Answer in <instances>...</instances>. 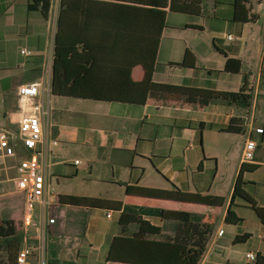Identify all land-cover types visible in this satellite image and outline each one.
<instances>
[{
    "label": "crops",
    "instance_id": "obj_1",
    "mask_svg": "<svg viewBox=\"0 0 264 264\" xmlns=\"http://www.w3.org/2000/svg\"><path fill=\"white\" fill-rule=\"evenodd\" d=\"M233 2L203 0L199 15L167 10L152 79L198 89L242 92L250 96L247 106L221 98L202 103L196 97L148 96L143 104H137L50 93L47 187L52 188V176L71 178L80 170L84 181L103 190L99 195L53 191L50 199L63 217L51 231L60 233L68 225L79 237L81 212L77 210L81 208L61 204L58 194L96 197L121 202L119 210L82 208L86 225L81 238L100 258L106 256L108 249L123 244L163 241L173 236L176 222L149 215L144 212L147 208L196 214L202 223L211 226L198 264H246L248 252L264 257V221L245 202L235 199L232 206L241 218L238 224L224 219L242 165L244 118L263 128V133L254 135V159L247 162L256 168L244 171L243 178L247 191L264 207V0L245 3L249 14L257 16L248 22L233 20ZM31 3L32 0H0V129H17V87L39 80L43 61L53 53L60 0L50 1L47 15L39 8H31ZM165 29L172 34L165 35ZM22 48L30 54H21ZM186 51L190 52L188 63L193 61V66L181 65ZM228 58L238 61H230L229 69L225 66ZM142 75L140 66L133 68L134 80H140ZM68 142L86 149L87 161L75 158L72 164H65L63 148L57 151L54 147ZM13 176L12 169L5 171L0 165L1 220L15 219V212L9 208L11 200L6 198L20 196L13 189ZM172 184L185 192L223 196L226 202L216 207L126 193V186L168 189ZM125 205L137 211L141 219L163 226V230L134 240L131 234L138 226L129 223L122 233L118 219ZM107 211L111 213L109 218ZM219 229L223 233L216 236ZM236 236L243 238L235 241ZM0 264L14 262L0 259Z\"/></svg>",
    "mask_w": 264,
    "mask_h": 264
},
{
    "label": "trees",
    "instance_id": "obj_2",
    "mask_svg": "<svg viewBox=\"0 0 264 264\" xmlns=\"http://www.w3.org/2000/svg\"><path fill=\"white\" fill-rule=\"evenodd\" d=\"M51 0H32L31 8H39L47 15ZM249 0H234L233 20L254 21L256 15L249 14L245 3ZM203 0H60L57 30L52 53L50 91L54 95L120 101L143 104L148 96L170 98H199L206 101L221 98L229 103L242 106L249 104L250 96L242 92H219L182 85L157 83L152 79L157 46L165 27L167 10L199 15ZM185 52L181 65L188 63ZM228 58L226 68L229 69ZM140 66L143 75L134 80L132 70ZM226 131H230L227 128ZM255 165L242 163L235 178L226 211L225 221L238 224L241 218L232 206L235 199L245 202L264 221V207L259 206L245 188L244 171L254 170ZM126 193L142 197L161 198L179 202L199 203L220 207L225 197L198 192H185L175 185L168 189L126 186ZM61 204L73 205L81 212L78 222V235L85 231L86 216L82 208L101 207L119 210L120 201L104 198L81 197L58 194ZM108 212V211H107ZM149 215H158L164 221L176 222L173 236L163 241H138L108 249L106 261L125 260L140 264H198L209 234L210 225L202 223L201 217L184 211L147 208ZM121 231L129 223H136L137 230L132 232L134 240H143L147 235L158 234L163 226H155L141 219L140 214L131 206L125 205L118 219ZM126 231V230H125ZM243 237L236 236L235 241ZM22 233L15 230L9 218L0 219V249H4L6 260L15 262L21 246ZM246 264H264V257Z\"/></svg>",
    "mask_w": 264,
    "mask_h": 264
},
{
    "label": "built area",
    "instance_id": "obj_3",
    "mask_svg": "<svg viewBox=\"0 0 264 264\" xmlns=\"http://www.w3.org/2000/svg\"><path fill=\"white\" fill-rule=\"evenodd\" d=\"M228 38H231L228 35ZM21 54L28 56L25 48ZM52 54L43 61L39 80L24 83L17 87V107L19 119L17 129H0V165L7 171L12 169L11 178L15 192L23 196V232L21 246L14 264H48L47 234L56 223L57 215L51 214L55 205L50 199L53 191L46 185L45 156L49 140L51 118L49 107ZM244 143L241 163L254 159L257 146L255 134L263 133V128L255 126L250 118H244ZM55 144V141H52ZM12 163H8V161ZM78 164V160L74 161ZM38 206L35 235L31 236L27 227L32 223V214ZM54 207V208H53ZM108 211L106 217H110ZM222 229L216 231L221 236ZM33 240V241H31ZM246 259L251 262L255 254L248 252Z\"/></svg>",
    "mask_w": 264,
    "mask_h": 264
},
{
    "label": "rangeland",
    "instance_id": "obj_4",
    "mask_svg": "<svg viewBox=\"0 0 264 264\" xmlns=\"http://www.w3.org/2000/svg\"><path fill=\"white\" fill-rule=\"evenodd\" d=\"M172 34L169 29H165V35ZM63 148L64 152V161L65 164H72V161L77 158L81 161H87L88 159V151L78 145L75 142L68 143H59L55 150H59ZM87 174V172H85ZM71 175V174H70ZM83 172L78 171L75 177L71 178H62V177H51V186L52 191L54 192H74L77 194L87 193L91 195H99L101 193L102 187L92 185L88 181H84ZM59 181V182H58ZM10 211L15 212V219H10L14 224L15 230L18 233L23 232V196L11 195L10 197ZM2 206V205H1ZM54 209L51 214L57 215V221H62V217L60 212ZM38 217V206H35L33 214H32V223L27 227V230L31 236L35 235V225ZM15 220V221H14ZM55 230V229H54ZM75 233L74 228L71 226H64L62 232L55 233L51 228L47 234V262L48 264H140L138 262H125V260H114V261H106V258L99 257L96 251H92L89 248L88 242H85L81 237L74 236ZM59 235L62 236V239H59ZM33 241V240H31ZM0 259H6V253L4 249H0Z\"/></svg>",
    "mask_w": 264,
    "mask_h": 264
}]
</instances>
